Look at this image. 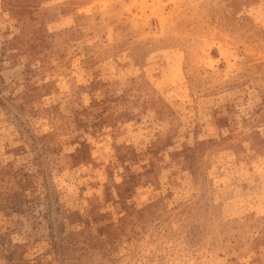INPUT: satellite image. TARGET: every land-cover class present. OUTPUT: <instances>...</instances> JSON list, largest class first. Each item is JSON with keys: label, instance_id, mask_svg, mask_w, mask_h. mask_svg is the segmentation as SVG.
Returning <instances> with one entry per match:
<instances>
[{"label": "rangeland", "instance_id": "rangeland-1", "mask_svg": "<svg viewBox=\"0 0 264 264\" xmlns=\"http://www.w3.org/2000/svg\"><path fill=\"white\" fill-rule=\"evenodd\" d=\"M0 264H264V0H0Z\"/></svg>", "mask_w": 264, "mask_h": 264}]
</instances>
